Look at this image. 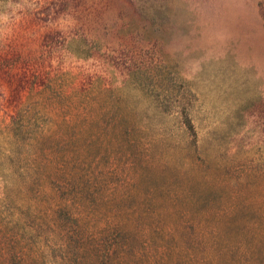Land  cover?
Instances as JSON below:
<instances>
[{
  "label": "rangeland",
  "instance_id": "obj_1",
  "mask_svg": "<svg viewBox=\"0 0 264 264\" xmlns=\"http://www.w3.org/2000/svg\"><path fill=\"white\" fill-rule=\"evenodd\" d=\"M42 113H122L151 143L141 192L171 184L195 212L264 211V0H0V128L26 114L38 132ZM109 164L101 153L98 171ZM5 191L0 177V263L55 242Z\"/></svg>",
  "mask_w": 264,
  "mask_h": 264
},
{
  "label": "trees",
  "instance_id": "obj_2",
  "mask_svg": "<svg viewBox=\"0 0 264 264\" xmlns=\"http://www.w3.org/2000/svg\"><path fill=\"white\" fill-rule=\"evenodd\" d=\"M2 124L5 193H22L24 207L38 212L55 237L41 252L55 255L41 259L36 250L0 264H264V211L195 212L171 184L140 191L145 167L155 166L151 143L137 139L122 113H42L38 132L28 130L26 114ZM106 152L104 174L96 163ZM120 157L122 176L105 179Z\"/></svg>",
  "mask_w": 264,
  "mask_h": 264
}]
</instances>
